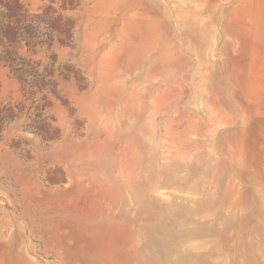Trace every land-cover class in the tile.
Listing matches in <instances>:
<instances>
[{"label":"rangeland","instance_id":"obj_1","mask_svg":"<svg viewBox=\"0 0 264 264\" xmlns=\"http://www.w3.org/2000/svg\"><path fill=\"white\" fill-rule=\"evenodd\" d=\"M0 264H264V0H0Z\"/></svg>","mask_w":264,"mask_h":264}]
</instances>
